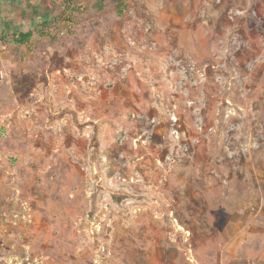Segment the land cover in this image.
I'll use <instances>...</instances> for the list:
<instances>
[{
	"label": "rangeland",
	"instance_id": "obj_1",
	"mask_svg": "<svg viewBox=\"0 0 264 264\" xmlns=\"http://www.w3.org/2000/svg\"><path fill=\"white\" fill-rule=\"evenodd\" d=\"M0 264H264V0H0Z\"/></svg>",
	"mask_w": 264,
	"mask_h": 264
},
{
	"label": "trees",
	"instance_id": "obj_2",
	"mask_svg": "<svg viewBox=\"0 0 264 264\" xmlns=\"http://www.w3.org/2000/svg\"><path fill=\"white\" fill-rule=\"evenodd\" d=\"M47 24H48V20L45 19L44 17H40L39 22L35 25L33 30L22 31L18 34L17 41L19 43L27 42L30 39V37L34 34V32L41 34Z\"/></svg>",
	"mask_w": 264,
	"mask_h": 264
}]
</instances>
